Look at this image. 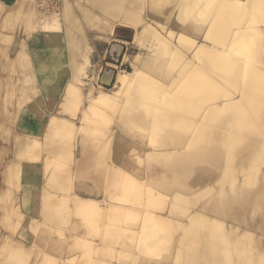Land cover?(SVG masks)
<instances>
[{"label": "bare ground", "instance_id": "bare-ground-1", "mask_svg": "<svg viewBox=\"0 0 264 264\" xmlns=\"http://www.w3.org/2000/svg\"><path fill=\"white\" fill-rule=\"evenodd\" d=\"M36 1L9 0L11 10L13 5L17 10L22 2L24 14H32L33 20L43 21L36 26L40 34L27 36L29 39L21 34L26 27L22 21L24 16L11 31L5 30L4 20L0 23V45L5 46L9 37L12 42L10 60L7 59L9 51L8 62L4 60L0 69L9 68L7 63L17 62L22 47L34 50L39 47L37 42L50 35L58 45L63 44L62 51L66 54L63 62L69 63L72 77L82 85L81 76L91 64L87 25L98 30L104 38L108 34L105 32H110V37L119 41L113 35L114 26L117 22L125 24L134 30L133 40L136 38L151 53L134 55L129 72L109 61L108 64L119 68L117 74L109 71L101 79L100 71L95 80L104 85L116 76L114 89L88 96L93 110L106 108L117 113L119 122L111 152L106 147L112 143L107 144L110 138L107 137L100 153L92 151L89 144L90 147L83 148L82 156L74 163L79 182L93 181L104 190L100 207L81 195L89 192L83 184L72 199V209L59 204L54 190L63 186L69 177L64 175L65 169L61 167L43 184L42 209L40 200L37 201L35 190L39 189V184L34 180L36 164L33 156L55 154L66 158L71 155L55 140L60 128L54 119L47 125L44 151L29 156L26 153L33 137L31 133L44 129L41 122H36L35 127L29 121L32 109L37 108L35 101L52 89L58 59L53 55L37 54L34 57L36 65L33 64L31 70H22L23 64L13 70L17 75H10L7 68L6 72L0 70L2 105V101L8 100L7 94L11 93L12 98L17 94L18 87L29 74H37L34 75L37 77L34 90L25 93L30 102H16L19 104L15 105L16 118L21 120L19 133L14 136V132L6 133L0 129L4 140L10 138L13 141L9 156L0 160V165L13 162L7 170L11 168L10 171L21 178V190L16 196L2 194L0 199L3 210L4 204L5 207L10 205V197L15 200V204L9 206L12 212H8L7 207L2 216L0 211V223L3 222L0 225V264H12L15 255L21 259L19 254L25 249L20 245L22 239L33 235V239L35 236L40 240L48 239L43 220L55 225V230L62 233L60 241L47 246L43 244V253L53 256L51 260L46 259L45 264L54 261L55 264H264V0H60L61 6L65 5L60 27L54 25L53 20L44 21ZM43 32L47 33V38L43 35L42 38ZM121 49L122 45L112 43L114 53ZM5 52L0 50L1 61ZM126 56L124 53L120 64ZM14 65L16 67V63ZM100 66V70L103 69V64ZM23 86L21 88L25 90ZM10 107L12 109L11 104ZM68 107L70 101L65 97L57 111L63 112ZM1 110L0 116L4 117ZM1 122L4 121L0 120V125ZM137 133L146 134L154 143L144 151L150 171L144 174L143 182L130 176L126 184L125 173L137 171L139 166H133L127 160V156L138 153L139 142L134 139ZM11 134L14 137L11 138ZM104 148L110 152L114 169L109 163L108 168L101 166L99 169L101 163L104 166L101 160L107 155H101L106 152ZM12 155L18 158L14 160ZM98 155L103 157L97 158ZM25 157L33 158H29L33 162ZM2 172L0 170V174ZM5 188L0 182V193ZM91 201L97 207H93ZM14 207L19 213L13 212ZM25 208L31 213H39L40 220L30 221L28 225L25 222V230L20 232L24 225L21 221L23 228L18 230L22 226L18 221L24 217ZM120 218L126 225L116 228L121 229V234H129L127 238L131 241L118 237L117 229L113 228L118 226L114 225L116 220L121 222ZM136 219L140 220L127 222ZM98 221L100 226H93ZM9 242L15 250L8 247L13 250H9L11 255L5 254Z\"/></svg>", "mask_w": 264, "mask_h": 264}, {"label": "rangeland", "instance_id": "rangeland-1", "mask_svg": "<svg viewBox=\"0 0 264 264\" xmlns=\"http://www.w3.org/2000/svg\"><path fill=\"white\" fill-rule=\"evenodd\" d=\"M10 1H13V0H10ZM21 1H23V0H21ZM8 2H9V0H0V23H2L3 20L6 22V23L4 22L7 26V28H5V30L8 31L7 29L9 28V31H11L12 30L11 27H14L15 24H17L19 21L20 22L23 21V24L26 25V27H24V32L22 30L23 33H21L23 36L25 35L26 37L28 36L30 38V37H33L37 33L40 34L38 32L37 27L39 26V23L43 20H41V19L33 20L31 18L32 14H30V16L27 15L26 13L24 14V11H23L24 7L22 8V6H23L22 2L18 6L17 10H14L15 8L13 7L14 6L13 5L12 6L13 11L11 10V3H8ZM36 2H37V7H38L37 9H39V11H41L43 13L42 16L44 18V21L50 22L53 20L54 25H56V26L60 25L61 26L60 19H62V15H63L62 9L65 5H63V7H62L60 0H46V1L38 0ZM8 11L9 12L11 11V12L9 13ZM21 11L23 14L21 13ZM5 12L8 13V14H6L7 16L9 14H10V16L7 17L5 15ZM26 15L29 18H26ZM22 16H24V19ZM6 18L8 20H5ZM29 21H30V23H29ZM37 22H38V24H37ZM34 25H35V27L36 26L37 27L36 28L33 27ZM56 26H55V28H56ZM114 27H115V29H114L115 32L113 35H115V37L119 38L120 39L119 41H114L113 37L112 38L110 37V35H111L110 32H105L108 34L106 35V38H104L103 36H101L99 34L98 30H96L95 28H91L89 25H87L85 27L88 46L91 49V51H90L91 64L87 65L88 67H86V69H85V75L81 76V78L84 82L82 85H80V83L76 82L74 76L72 77L71 71L69 69V67H70L69 63L66 61L63 62V59H66V54H65V52L62 51L63 50V44L61 43V44H59L61 46H59L58 42H55L52 38H50V35L49 36L46 35L47 34L46 32H49L52 29H55L54 27L52 29H50L49 31L43 32L41 34V36L46 35L49 38H47L45 36V38H47V39L43 40L42 42H37V44L39 45V47H37L38 50L35 47L37 45H35L34 47L36 50L34 48H32L34 50H31L29 47H22V50L20 49L21 51L20 50L18 51L19 54H18V58L16 60L17 62H14V64L16 63V67L14 64L10 65L7 63L9 68H7V67L6 68H7V70H9V73L11 72L10 73V75H11L13 73L14 69L19 68V67L21 68V64H23L22 70H24V69L31 70L32 69L31 67H33L32 65L33 64H34V66L36 65L35 62H37V59H36V61H34L35 60L34 57L36 58V56H38L37 54H39V56L41 54V55L50 56V57L53 55L56 59H58V62H59V64L57 65V67L54 70L55 71V77H53V80H52V89L49 92L44 93L43 97L39 101H35L37 108L35 110L32 109V115H31V119H30L29 123L31 125L35 126L36 122H41L44 129L41 132H36V133L32 132L31 133L33 135V137L29 140L30 145L27 146V152L26 153L29 156V154H32L35 152H41L42 153L44 151V149H45L44 144H45L46 139L48 138V136L46 134L47 125H48V123L51 122L52 119H54V121L57 123V127L60 128L59 130H57L58 136L55 140H57L58 144H60V145L63 144L69 150L71 155H70V157L67 156L66 158H65V156L62 157L59 155L57 156L55 154H48V155L40 154L39 157H38V155H36L37 158H36V156H33V158L35 157V159L33 160L34 165L36 164L35 165L36 166V168H35L36 174L34 173V176H36V177L34 178V180L36 179L35 181L37 182V184H39V187L36 184V186L39 189H36L35 193L37 194V197H38L37 201L40 200L39 201L40 202L39 203L40 209L43 208L42 207V197H43V193L45 191V187H43V184L48 181L51 173H53L59 167H61L62 170L64 168L65 169V170H63L65 172L64 175L69 176L66 178V182H65L66 184L64 183L65 185L64 184H63V186L60 185L61 188L59 187V188H57L58 190L57 189L54 190L55 195L57 196L59 204L61 206H63L64 208H67L68 210L72 209L71 208L72 199L76 196V194L78 192H80L79 189H80V186L82 184L89 189V192H82L81 195L84 196L85 198L87 197L88 199L86 198V200H89V198L92 199L95 202V204L98 205V207L103 205L102 203L104 201V190L99 188L97 186V184H93L94 183L93 181L79 182L76 179L77 178V172H76L77 167L75 166L74 163L77 159L80 158V156H82L81 151H83V148H85L86 146H89V144L93 148V149L90 148L92 151H94L95 153H100L99 150L101 148H103V145H106V143L104 141H107V139H108L107 137H110L109 141H107V144L109 142L110 143L112 142L111 144L106 146L107 149H109V148L111 149V150L109 149V151L111 152L113 149V141L115 138L114 134H116L118 132L119 122L116 120L117 113H113L109 110H106V108L104 110H101V111L93 110L91 105H90V102H89V97H90V95L91 96H98L99 95L98 93H100L99 91H103V90L105 91L106 90V91L111 92L114 89V87H115L114 83L116 81V76L113 77L110 85H106L105 83H104V85H103V83H101V85H100L98 83V80H95L100 71H101V74H100L101 79H104L105 74L109 71L113 72L115 75L117 74V72L119 71L118 70L119 68L113 67L110 64H108L109 61L118 63V65L120 66V68L122 70H126V72H129V71H132L131 62H132V58L134 55H136L137 53L141 54L143 52L142 54H144V56L145 55L147 56L151 53V50H147L148 48L145 49L146 47H144L141 43H139L136 40V38H135V41L133 40L134 30L131 27L126 26L125 24H122V23H118V22H117V24H115ZM57 29L58 28H56V32H57ZM51 32L53 33L54 31H51ZM56 32H54V33H56ZM48 34H50V33H48ZM10 35H12V34H10ZM43 36H42V38H43ZM28 37H27V39H29ZM35 37H36V35H35ZM11 38H12V36H11ZM8 39L9 40H7V41L11 42L10 37ZM37 41H38V36H37ZM133 41L135 44H133ZM0 42H2L1 39H0ZM8 42H6V45L9 44ZM113 42H117V44L122 45V49L120 50V52H118V53L113 52V50H112V43ZM125 42H129V43H125ZM34 44L35 43H33V45ZM6 45L5 46L3 44L0 45V50H2V52L6 51L5 52L6 54H3V55H5V57L2 55L5 59L2 58V61L0 59V65H3L2 62L6 61V57L8 56L7 52L10 51L9 50L10 47L12 48V46H11L12 42L10 45H8V46H6ZM6 47H9V48H7V50H6ZM27 49H28V52H27ZM107 50H108V55L106 56ZM11 51L9 52L10 55L7 58L8 61L10 60V57L12 54ZM22 51H24V53ZM20 52H22L23 55ZM123 52L127 56L124 59L123 64H120L121 60L123 59V54H124ZM23 57H24V59H23ZM8 61H6V62H8ZM42 61H44V60H42ZM17 63H19V64L17 65ZM102 64H103V67H102L103 69L100 70V67H101L100 65H102ZM12 67H13V69H12ZM6 68H5V70H6ZM0 70H4V68L0 69ZM5 70L3 72H6ZM15 73H13V74H15V75L18 74L17 72H15ZM34 75H37V74L34 73ZM34 75L29 74L26 79L24 78L25 82L23 81V85H24V83H26V85H24V86L20 85L18 87V92L13 97L14 100L11 97L12 95L10 93V94H7V96H6V99H8L6 101V103L4 101H2L3 105L0 104V106L2 108L1 114H2V116L5 117L4 118V117L0 116V120L4 121V122H1L2 124L0 125V129L2 128L1 129L2 131L4 130V132L6 131V133H13L14 132L13 133L14 136L17 135L16 133H19V127L18 126H20L21 120L19 121L18 117L16 118L15 113L18 111H17V107L15 105L19 104L16 102H20V103L21 102L22 103H26V102L29 103L30 102V99H28L29 95H27L25 93L32 92L34 90L33 84H34V82H36L35 80L37 78ZM92 76H93V78H92ZM27 85L28 86L30 85L29 89L27 88L28 87ZM22 86L25 87V90H23L24 88L23 89L21 88ZM20 88L22 89L23 92L21 91ZM19 90L24 95H22L19 92ZM2 94H5V93H2ZM67 94H68V96H66ZM26 95H27V97H26ZM25 97H26V99H25ZM65 97L69 98L70 107H68V109H66L63 112H58L57 111L58 106H60V104L64 102ZM6 99H4V100H6ZM10 104L12 105V109L10 107ZM13 105H14L15 109H13L14 108ZM6 106H7V108H6ZM5 110H7V111H5ZM13 111H14V114H13ZM5 113H6V115L8 114V116H5ZM9 113L11 114V116ZM12 115L15 116L13 119L11 118ZM8 125H11V126H8ZM15 125L17 128L15 127ZM2 131H1V134L4 133ZM13 134H11L12 135L11 138L14 137ZM134 139L139 142V145H137V152L138 153L135 156H129V157L127 156V160L130 161V163L133 164V166H135V164H137V166L138 165L139 166H138L137 171L125 173L124 178L126 180V184H128L130 176L134 177L137 181L139 180V181L143 182L144 174H146V172L148 173L150 171L149 170L150 166H148L146 164V158L144 156V151H145V148L147 146H149V145L152 146V144H154V143L151 140H148L146 134H144V133H137L135 135ZM82 141L84 142V144ZM93 142L95 143L94 145H96L95 147H93ZM103 142H104V144H103ZM12 143H13V141H11L10 138L9 139L6 138V140H4L3 137L0 136V160H2L5 156H9V153L11 152L10 148H12ZM5 144H6V146H5ZM2 145L4 147H6L5 148V150H7L6 153H5V150L1 151L2 149H4V147L1 148ZM108 146H110V147H108ZM131 146L134 147V144H131ZM104 149L106 150V148H104ZM101 151H102V149H101ZM3 152H4V155H3ZM108 152L106 150V152L104 151L101 154V155H103L105 153L107 154V155L105 154L106 157L103 155L104 156V158L102 159L103 161L101 160V162H104L103 163L104 166L102 165L101 162H100L101 163V165H100V163H99L100 159L97 160V163H99V165H100L99 166L100 168L97 166L99 169H102V167H104V168L107 167L108 163H109V167H111V169L115 168V163L113 162V160L111 158H109L110 152L109 153ZM101 155H98L97 158H100ZM103 156H101V157H103ZM31 157H28V158L25 157V158L28 159V161L33 162L32 160H29V158L33 159ZM11 158H13L15 160L18 157L12 155ZM106 158H107V160H106ZM36 159H37L38 163L35 162ZM104 159L106 160V162ZM128 161H127V165L129 164ZM23 163L25 164L26 162H23ZM12 165H14L13 162H12V164H11V162H8V163L6 162V163H2L0 165V170L4 171L6 173V174H4V172H2V174H0V182H1L3 187L4 186L6 187L0 193V199L2 198V194L8 196V193H10V194L12 193V195H13L12 196L9 194V196L15 197L16 196L15 194H18V192L21 190V185H20L21 184V181H20L21 178L17 177L14 174V172H11L10 171V170H12L11 168H9L10 170H7V168L11 167ZM127 165H126V167H127ZM143 170H145V171L143 172ZM37 172H38V174H37ZM12 174H14V175H12ZM97 175H101V174H97ZM4 176H7V177H4ZM11 178H14V180L12 181ZM19 178H20V180H19ZM18 180L20 181V183H18L19 182ZM10 181L12 183L14 182L15 184L10 183ZM35 181H34V183H36ZM77 189H78V191H77ZM11 191H13V192H11ZM11 197L9 198L10 202L8 201L10 204L9 206H12L13 204H15V200L12 199ZM94 202L92 203V201H91L92 206H93ZM96 202H99V203H96ZM119 202H123V201H119ZM113 203H114V201H113ZM89 204H90V202H89ZM95 204L93 207H97V206H95ZM87 205H88V203H87ZM9 206L7 205L5 207V204L2 206V207H4L5 211L0 206V211L3 212L2 216H4L5 215L4 213L7 211L12 212L10 210L11 207H9ZM69 206H70V208H69ZM7 207L9 208L8 210H7ZM14 208H12L13 212L19 213V210L17 208H15V209ZM28 208L27 209L25 208L26 211L23 212L24 217L20 221H18L20 225H22V224L24 225V228H23V225L18 228V230L23 228V230H20V232L25 230V224H27L28 222H30V221L34 222L35 220L36 221L40 220V218H39L40 216L38 217L39 213H36V212L31 213V212L27 211V210H29ZM23 210H24V207H23ZM15 211H18V212H15ZM126 218H128V217H126ZM126 218L124 217V219H126ZM131 218H133V217H131ZM121 219L122 218H120L119 221H121L122 223L121 222L118 223V220H116V222H114V225H118L115 227L113 226L114 229L116 227L121 226V224L125 223L124 225H126V222L123 221L124 219H122V220ZM138 220H140V219H136V220H132V221L127 220V222L133 223V222H137ZM21 221H22V224H21ZM44 221L45 220H43L42 222L45 223L44 224V226L46 228L45 234L47 235L49 233V236L47 235L48 239L46 238V239L40 240V238L37 236H35L36 238L33 239V237H34V235H33V237H30L33 240V243H31V244H29L30 242H32V240L30 238H28L26 240L22 239V243L20 245H22L23 247L25 246V249L23 247H21L20 249H22V250L24 249V250L23 251L20 250L22 253H20V251L18 252V253H20L19 255L21 256V259H19L18 255H15L16 257L12 256V258H13V261L11 258V261L13 262L12 263L10 261V258H9V261L12 264H14L16 262L18 264L19 263L20 264H23V263L24 264H45L46 261L48 260V258H50L49 260L52 259V257H53L52 255L49 256V254L43 253V248H45L43 246V244L47 246V245H49L48 243H52V242L55 243L56 241H60L62 239V233L55 230V228H56L55 225L48 223V221H45V222ZM99 221L101 223V220H99ZM99 221L97 222V224L94 222L96 225L94 223H90V224L91 225L94 224L93 226L97 227V226H100ZM115 223H117V224H115ZM2 224H3V222H2ZM2 224L0 223V225H2ZM46 224L48 225V228H47ZM50 225H52V226H50ZM42 226H43V224H42ZM53 226H54V228H53L54 230L52 229ZM89 227H92V226H89ZM65 228L67 229V227H65ZM18 230L16 231L17 233H18ZM114 231H116V230H114ZM120 231H121V229L118 228L117 229V233L119 234L118 237H121L127 241H131L130 238L129 239L127 238V236L129 234H127L126 232H122V234H121ZM65 232H67V231H65ZM120 234H121V236H120ZM123 234H124V236H123ZM28 240H30V242H28ZM44 240H46V241H44ZM119 240H120V238H119ZM11 241L13 242L14 240H11ZM12 242H9L7 244V246H6L7 249L5 251V254H10V255L12 254V252L9 251L13 247V246H11V245H13ZM23 242L25 245H23ZM8 247L11 249H9ZM13 250H14V247H13ZM13 250H11V251H13ZM8 251H9V253H7ZM53 263L55 264V261ZM72 264H74V262Z\"/></svg>", "mask_w": 264, "mask_h": 264}, {"label": "water", "instance_id": "water-1", "mask_svg": "<svg viewBox=\"0 0 264 264\" xmlns=\"http://www.w3.org/2000/svg\"><path fill=\"white\" fill-rule=\"evenodd\" d=\"M111 82H112V81H105L104 83H105L106 85H110Z\"/></svg>", "mask_w": 264, "mask_h": 264}]
</instances>
